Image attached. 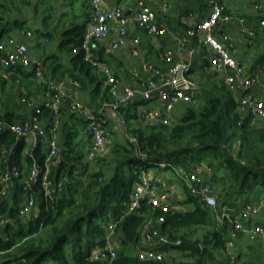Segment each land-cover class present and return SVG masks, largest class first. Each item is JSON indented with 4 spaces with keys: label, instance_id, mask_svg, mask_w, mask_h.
Instances as JSON below:
<instances>
[{
    "label": "trees",
    "instance_id": "obj_1",
    "mask_svg": "<svg viewBox=\"0 0 264 264\" xmlns=\"http://www.w3.org/2000/svg\"><path fill=\"white\" fill-rule=\"evenodd\" d=\"M260 13L256 19L264 18V13ZM5 14L1 13L0 22L5 19ZM6 24L0 28V42L7 35L10 36L12 30L19 33L30 30L21 19ZM87 24L71 22L61 33L58 49L71 55L77 79L91 84L94 96L104 93L109 100L110 93L107 89L103 90L102 79L97 82L100 79L94 71L95 67L84 60L82 52L73 53V48L82 45ZM34 36L37 42L30 44L31 49L42 45L41 36L50 39L52 32L37 29ZM206 64L209 65L207 59ZM260 65H264V48L258 53L253 67ZM44 74L48 77L46 68ZM210 76L214 80L199 83V88L193 92V100L184 103L185 110L171 123L147 121L144 113L139 111L140 107L146 105L143 99L120 106L118 111L124 119L126 131L118 127L125 142L116 137L111 160L105 156L107 153L89 157L102 164L100 170L90 171V161L87 164L84 162L86 154L77 152L68 139L67 146L60 153L61 162L52 166L51 177L58 179L68 175L71 182L52 197L44 195L41 184L48 156L44 152L45 136H41L36 154L41 159L42 169L38 174L37 189L32 190L36 205L26 214L20 210L29 195L26 180L30 179L35 169L32 154L35 142H28L27 137H22L23 142L14 158V169L19 174L13 173L11 176V197L8 196L9 185L3 181L8 172V160L0 158V222L4 219V223L0 224V264H44L48 260L58 264H252L250 259L241 262L244 247L236 250L235 246L230 250L227 242L233 234L231 222L219 221L216 212L193 195L182 179L179 182L183 186L184 198L176 200L175 197L177 209L166 212L155 210L156 216L164 214L165 221H154L153 225L160 229V240L166 237L177 241L182 237L200 244L202 249L193 261L177 262L176 258L168 255L162 260L140 259L135 245L140 242L142 226L152 212L144 206L135 213H126L133 185L139 179L140 172H135L138 164H143L154 176L167 172L175 175L174 170L180 167L189 170L200 167L201 177L210 180L217 190V211H221L222 206L232 199L247 203L253 201V196L258 198L262 194L261 198H264V119L255 120L247 109L241 108L239 98L217 71L212 70ZM54 78L60 80L64 74L59 76L55 72ZM227 92L232 94L230 98ZM90 104L92 106L93 103ZM102 104L103 101L93 110H102L100 114L105 117L108 126L110 118L106 111L109 105ZM42 109L40 117L50 135L53 116L47 105ZM1 117L18 122L12 113ZM30 118L18 119L25 122ZM108 132L112 134L110 130ZM18 140L11 130L0 132V147L7 149L8 156ZM142 154L145 156L142 157ZM163 159L168 166L159 165ZM3 189L6 193L1 192ZM260 221L264 226V211ZM111 222H117L115 236L120 242L117 257L113 261L90 259L93 249L104 244ZM199 226L209 228L196 237H189L192 233L184 230ZM260 238L264 239V233L255 239L262 241L264 264V240ZM174 249L180 252L185 250L183 247ZM246 254L251 256L254 252Z\"/></svg>",
    "mask_w": 264,
    "mask_h": 264
},
{
    "label": "built area",
    "instance_id": "obj_2",
    "mask_svg": "<svg viewBox=\"0 0 264 264\" xmlns=\"http://www.w3.org/2000/svg\"><path fill=\"white\" fill-rule=\"evenodd\" d=\"M149 1L152 0L138 1L134 20L148 34H162L166 29L159 26L156 20V11ZM202 1L208 5L209 12L199 21L196 19L194 11H190L183 16L182 23L186 32L178 41L180 47L184 48L190 39L198 38L207 48L206 56L209 65L221 75L231 91L234 93L242 92L239 97L241 108L247 109L255 120L258 118L264 119V100L258 98L252 91V88L260 83L259 73L247 72V69L240 64L238 58L232 54L230 50L231 38L227 31L221 30L220 33L215 31L216 28L220 29L228 26L233 19L232 13L227 11L225 4L227 0ZM253 6L256 11L264 12V2H256ZM86 11L90 15L91 22L86 28L81 47L73 48V53L82 52L85 61L102 70L106 77L104 86L113 95V99L108 105L118 109L139 96L150 104L144 112L147 121L164 124L174 121L175 118H173L172 113L176 106L192 101L193 92L199 87L198 82L192 77L194 50H188L187 56L182 60H174L172 53H166L165 61L168 63L166 70L152 63H147L145 68L153 73V77L143 79L138 88L131 85L121 87L112 68L94 56L91 48L96 41L108 36L112 26H116L117 37L110 43V51L130 46L134 54H139L141 36L130 34L129 19L125 18L122 10L118 7L106 8L102 5L101 0H88ZM242 32L253 41L259 33H264V18H260L254 25L244 26ZM25 35L31 37L32 31H25ZM0 62L7 69L14 71L19 66L34 65L36 77L45 82L48 93L51 95L46 103L53 116L49 128L50 135L47 134V129L40 117L43 112L41 107H36L32 117L25 122H10L6 118L0 117V132L11 130L18 139L28 135L34 137L38 134L40 136L47 135L49 138V153L41 184L44 195L52 197L56 191H62L71 182V177L68 175H63L58 179L51 177L52 166H56L61 162L57 135L61 124V104L68 95L65 83L45 77L44 67L31 55L29 43L26 40H20L16 36H10L0 42ZM29 100V98L24 99L25 102H29ZM74 106L85 115L88 126L92 131L93 139L89 149V157L93 158L107 153L110 144L109 132L105 124L106 119L100 114L102 110L97 112L89 109L79 100L74 101ZM144 156L142 154V157ZM0 158L5 160L9 158L5 147H0ZM159 165L166 167L169 164L163 159L159 162ZM135 172H140L138 173L139 179L133 185L126 213H135L144 206L152 212L142 226L141 240L144 248L138 251V255L142 260H162L165 253L155 248L156 244H162V239L160 242L157 241L160 236V229L157 226L155 227L153 223L154 221L158 223L165 221V216L164 214L156 216L154 212L157 209L162 212L177 209V203L174 202L173 184L167 177L150 176L143 164H138L135 167ZM200 172V167L194 170L183 167L174 170L175 175L178 179L184 181L189 191L199 197L205 206L216 212L219 221L229 220L231 222L233 234L227 242L230 250L235 248V239L238 234H242L250 240H255L264 233V226L260 221L264 210V198L247 203H242L239 199H232L222 206L221 211H217V190L210 180L201 177ZM13 173L19 174L15 169ZM34 173L35 169L30 179L26 180L29 195L25 204L21 207L20 212L22 214L29 213L36 205V199L32 192ZM75 173H78V171H75ZM12 174L10 175L7 172L3 178L7 185V180L11 178ZM1 192L6 193V190L3 189ZM3 223L4 219L1 220L0 224ZM116 227L117 222H111L108 225V233L104 244L93 249L90 259L113 261L117 257L118 245L114 237ZM232 259H234V255H232Z\"/></svg>",
    "mask_w": 264,
    "mask_h": 264
},
{
    "label": "crops",
    "instance_id": "obj_3",
    "mask_svg": "<svg viewBox=\"0 0 264 264\" xmlns=\"http://www.w3.org/2000/svg\"><path fill=\"white\" fill-rule=\"evenodd\" d=\"M28 1V0H26ZM102 5L106 8L118 7L122 10L125 18L129 19V30L131 35L139 34L141 36V45H140V53L134 54L131 51L130 46H125L118 48L114 51H110L109 46L110 43L116 39L117 37V27L112 26L111 30L105 38L98 40L91 48V52L94 56L98 57L104 64L109 65L115 77L119 80L120 86L131 85L135 88H138L141 81L143 79H148L153 77V73L145 68L147 63H152L163 70H166L168 63L165 61V54L172 53L174 56V60H182L187 54L188 50L193 49V68L194 72L192 73L193 79H195L199 83L206 82L207 80H214L213 76H210L213 68H210L208 64H206V50L205 45L198 39L193 38L190 39L186 47L182 48L179 45V39L185 35V26L182 23V18L184 15L188 14L190 11H194L196 15V19L199 21L209 12L208 5L202 0H152L149 1L153 8L156 11V20L160 27L166 29V31L159 35H151L148 34L145 29L138 26L136 21L134 20L135 14L138 7L139 0H101ZM264 2V0H251L249 7L246 9V5L243 4L242 0H227L225 2L227 6V11L231 12L233 15V19L231 23L226 27H221L220 29L216 28V33H220L221 30L227 31L230 34L231 42H230V50L234 56L238 58L240 64L243 65L247 72L259 73L260 75V83L257 86L252 88L254 94L264 100V65H260L257 67L254 66V62L258 55V50L263 46L264 47V33H259V35L252 41L245 33L242 32V28L248 25H254L258 22L259 19H256L260 12L254 9V3L256 2ZM23 3L25 1H19ZM88 0H84L83 11L86 15L83 22H88L87 25L91 22L90 15H88L86 11V4ZM254 2V3H253ZM15 7H21V5H15V3H11L10 5ZM8 4V0H0V13H6L10 15L12 9ZM6 8V10L4 9ZM9 8V10H8ZM252 9V11H251ZM264 13V12H262ZM1 15V14H0ZM74 22H77L76 19L79 16L75 12L71 15ZM5 19L2 23L6 20ZM72 21V22H73ZM8 22V21H7ZM47 30V29H46ZM49 30V29H48ZM220 30V31H219ZM51 31V30H50ZM52 32V31H51ZM14 33V34H12ZM62 33V32H61ZM10 36H16L20 40L25 39V30L23 33H19L15 30L10 32ZM22 34V35H20ZM10 36H6L4 39H7ZM52 37L45 38V42H50L54 39V34L52 32ZM52 38V39H51ZM3 39V40H4ZM37 42V41H34ZM41 42V41H40ZM60 40L57 44H59ZM33 43V42H32ZM42 43V42H41ZM29 44H31L29 42ZM46 48H42L41 55H35L30 49L31 55H33L40 63H42L43 67L46 68L47 78L55 79V72L57 75L64 74V78H61L60 81L65 83V87L67 89L68 95L64 98L61 104V124L58 130V141H59V151L62 154L63 149L67 146V140L72 141V145L75 147L77 152H83L86 154L85 163L87 164L90 161L89 170H100V163L96 162L94 159H90L89 149L92 144V131L88 126L85 115L78 111V109L74 106V101L79 100L83 102L87 108L93 109L97 104H100L103 101V104H108L112 101L113 95L110 91L104 86L105 75L102 70L94 68L96 74H98L99 78L97 82H100L102 79V87L103 90L109 91V100L106 99L104 93H99L94 96V92H92V85L85 84L77 79L75 76L76 68L72 65L71 55L68 53H64L57 48H52L49 46H45ZM257 49V51H252L253 49ZM254 52V53H253ZM47 66L50 68L47 69ZM54 66V68H52ZM0 67L3 69L1 77H0V85L2 88V92L0 93V101L2 98H5L6 105L4 106V111L0 113V117L5 115L6 113H12L13 117L18 120L28 119L34 113V109L36 107L46 106V103L51 98V95L48 93V89L46 88V84L43 80L36 77L34 72V65L19 66L14 70H9L5 66H3L0 62ZM215 71V70H214ZM33 72V73H32ZM32 73V74H31ZM193 74H195L196 78H194ZM8 76V77H7ZM210 76V77H209ZM220 76H217V78ZM218 78V79H219ZM9 80V81H7ZM57 80V79H56ZM14 83L15 92L18 96V100L12 101L9 93L10 88L7 87L8 83ZM78 83V84H77ZM96 83V82H94ZM242 92L238 91L235 93L236 97L239 98ZM29 98V102H25L24 99ZM138 96L136 99H139ZM141 99V98H140ZM90 103H93L92 106ZM102 104V105H103ZM184 103L179 104L178 106L183 105ZM150 106L149 103L143 105L139 108V111L145 112V109ZM176 106V107H178ZM102 107V106H101ZM108 107V106H107ZM105 109V107H103ZM107 115V111H106ZM173 118L178 119L180 115H174L172 113ZM21 118V119H18ZM7 119V118H6ZM16 122V121H15ZM114 125V120L110 119L108 123L109 126ZM28 142H36L33 138L34 136L28 135ZM115 137L113 134H109V141H115ZM45 141V150L46 155L49 153V138L47 136L44 137ZM112 144V143H111ZM110 146V144H109ZM61 158V155H60ZM149 172V171H147ZM151 172V171H150ZM149 172L150 176H154ZM164 175V176H163ZM161 175H155L154 177H167L172 181L174 196L180 199H183L184 190L181 182L177 176L172 174V172H167ZM166 178V179H167ZM84 180L86 178H83ZM174 197V199H175ZM197 228H186L184 230H189V237L201 236L204 232ZM116 234V233H115ZM115 240L118 245V249L120 248V242L118 236H115ZM238 238V237H237ZM160 242V238L157 239ZM159 244V243H158ZM160 246L156 244L155 248ZM143 247V242L140 240L138 244L135 245V251L138 252ZM146 248V247H145ZM167 248L164 251L165 256H170L176 258L177 262L179 261H193L199 252H197L194 256H189V249H185L180 252L174 248ZM237 250V245L236 248Z\"/></svg>",
    "mask_w": 264,
    "mask_h": 264
},
{
    "label": "rangeland",
    "instance_id": "obj_4",
    "mask_svg": "<svg viewBox=\"0 0 264 264\" xmlns=\"http://www.w3.org/2000/svg\"><path fill=\"white\" fill-rule=\"evenodd\" d=\"M19 1H25L23 3H20ZM243 4L246 5V9L249 7V4L251 0H242ZM11 3H15V5H21V7H15V6H10ZM9 6L12 8L10 9L12 13L10 15L7 14L6 12V20L4 23L0 22V28L2 26H7L6 22L7 21H15L16 19H21L25 21V27H28L27 29H30L32 31V37L25 36V39L27 42H34L36 39V36H34V30H41L44 31L46 29H49L53 32L54 34V39L52 36V40L50 42H45V38L43 36L40 37V40L42 42V45L39 47H33L32 52L35 55L40 56L42 48H46L45 46L48 47L51 46L52 48H57V43L62 37L61 32L64 31L73 21L72 14L75 12L79 16L77 17L76 21L77 22H83L86 15L84 14L83 11V4L84 0H8ZM6 10V8H4ZM9 10V8H8ZM252 11V9H251ZM1 14V13H0ZM14 34V33H12ZM29 48H31L29 44ZM264 47L262 46L259 50L258 53L263 49ZM252 51H257V49H253ZM254 53V52H253ZM210 66V65H209ZM210 68H212L210 66ZM3 69L0 67V77L2 74ZM194 78H196L195 74H193ZM9 81V80H7ZM200 86V85H199ZM257 86V85H256ZM7 87H12L10 88V97L12 101L18 100V96L15 92V86L14 83H8ZM255 87V86H254ZM199 88V87H198ZM2 92V88L0 85V93ZM227 96L230 98L232 94L230 92H227ZM6 105V100L5 98H2L0 101V113L4 111V106ZM185 110V104L178 106L174 109V115H180L183 111ZM115 124V123H114ZM108 127V126H107ZM110 132L113 134V136L118 138L117 140L125 142L123 139L120 129L118 125L114 126H109ZM110 134V133H109ZM111 136V134H110ZM116 140V141H117ZM112 143V144H111ZM115 141L111 140L110 141V146L107 154V158L111 160V151L114 147ZM107 168V167H106ZM164 176V175H163ZM264 195V194H263ZM262 194L257 198L256 196L251 197L253 201L259 200L261 198ZM264 211V210H263ZM201 227L200 229L203 230V232L208 229L209 227L207 226H199ZM237 248H243V251L245 252L244 255H242L241 262L243 260H248L250 259L252 264H263V260L261 257L262 254V241L258 240H250L246 236H241L235 239ZM260 240H264L263 238H260ZM250 247V248H249ZM251 251L254 252V254L247 255L246 253ZM264 252V249H263ZM44 264H58L55 261L48 260Z\"/></svg>",
    "mask_w": 264,
    "mask_h": 264
},
{
    "label": "water",
    "instance_id": "obj_5",
    "mask_svg": "<svg viewBox=\"0 0 264 264\" xmlns=\"http://www.w3.org/2000/svg\"><path fill=\"white\" fill-rule=\"evenodd\" d=\"M107 114H108L110 119H113L114 122L118 124V126L122 129L123 132L126 131L124 119L121 116V114L119 113L118 109H116L112 106H109L107 109ZM40 139H41V136L39 134L36 135V142H35L34 147L32 149V154L35 157V173H34L33 180H32V186H33L34 190L37 189L38 174L42 169L41 159L36 154V148L38 146ZM22 142H23V140L19 139L10 151L9 158H8V172L10 175L14 171V167H15L14 166V158H15V155L17 154ZM7 183L9 185L8 196L11 197L12 192H13L11 178H9L7 180ZM169 247H183L185 249H189L190 250V252L188 253L189 256H194L197 252H200L202 249V246L200 244H197L194 241L185 240L182 237H180L177 241L170 240L166 237H162V244L157 249L160 251H164Z\"/></svg>",
    "mask_w": 264,
    "mask_h": 264
},
{
    "label": "clouds",
    "instance_id": "obj_6",
    "mask_svg": "<svg viewBox=\"0 0 264 264\" xmlns=\"http://www.w3.org/2000/svg\"><path fill=\"white\" fill-rule=\"evenodd\" d=\"M109 131V130H108Z\"/></svg>",
    "mask_w": 264,
    "mask_h": 264
}]
</instances>
